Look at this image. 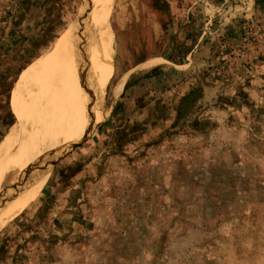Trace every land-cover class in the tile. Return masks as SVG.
Instances as JSON below:
<instances>
[{"label": "rangeland", "instance_id": "374dc122", "mask_svg": "<svg viewBox=\"0 0 264 264\" xmlns=\"http://www.w3.org/2000/svg\"><path fill=\"white\" fill-rule=\"evenodd\" d=\"M85 1L0 0V144L22 121L34 67L69 34ZM109 4L115 52L103 101L111 112L70 149L49 152L48 182L66 184L79 204L40 223L43 188L0 228V264H264V8L229 0L198 10L182 28L153 0ZM181 35L200 45L194 78L208 74L197 85L209 125L146 137L148 148L111 156L115 139L106 131L127 123L124 107L111 117L116 84L148 72L139 69L148 59L180 62L191 45ZM21 165L0 170L3 183Z\"/></svg>", "mask_w": 264, "mask_h": 264}, {"label": "bare ground", "instance_id": "6f19581e", "mask_svg": "<svg viewBox=\"0 0 264 264\" xmlns=\"http://www.w3.org/2000/svg\"><path fill=\"white\" fill-rule=\"evenodd\" d=\"M110 1L86 0L69 34L33 69L20 106L22 121L0 144V170L22 162L9 180L0 179V228L19 216L49 181L54 164L49 152L57 156L76 145L111 112L103 101L115 52ZM162 61L152 60L139 69H152ZM127 76L116 84V99Z\"/></svg>", "mask_w": 264, "mask_h": 264}, {"label": "crops", "instance_id": "0c3cea01", "mask_svg": "<svg viewBox=\"0 0 264 264\" xmlns=\"http://www.w3.org/2000/svg\"><path fill=\"white\" fill-rule=\"evenodd\" d=\"M154 3H159L160 8L167 13L168 22L171 26L189 27L192 25L191 19H194V14L198 10L205 12L209 7L218 3H227L229 0H153ZM258 3L259 8H264V0H249ZM198 14H201L200 12ZM180 37H183L182 35ZM183 39L186 44H191L187 47V51L182 54L181 61L177 62L175 58L165 56L162 59L165 66H155L141 76L132 77L124 87L122 94L115 102L112 116L121 112V109L126 108L127 123L125 127L111 128L107 130L108 136L114 140L111 150V156H125L128 150L134 149L136 146L151 145L150 141H144L146 137L160 138L170 131L174 136L187 135L191 132H200L206 130L210 121L200 111V98L194 99V94L198 95V83L207 81V75L201 71V75L205 77L199 80L194 78V60L195 54H198L200 45L194 47V35L178 38ZM203 37L197 40L196 43H201ZM173 46L175 42H172ZM198 49V50H197ZM148 59L142 65L150 62ZM198 65V64H197ZM200 76V75H198ZM200 95V94H199ZM126 104L125 105L123 104ZM134 109L133 114L130 111ZM103 133V131H102ZM61 172V171H60ZM59 172V173H60ZM51 181V180H50ZM40 206L38 207L37 221L43 220L49 223V220L54 222L60 216L61 207L72 205V197L69 196L66 184L60 180L48 182L42 190L40 196ZM51 205V206H50ZM45 207L46 212H43ZM48 208V209H47ZM68 218V216H67ZM71 219V217H69ZM54 224V223H53ZM43 226L48 233L52 234L56 231L51 226ZM40 229V228H39ZM53 229V230H52ZM45 230V232H46ZM50 244V243H49Z\"/></svg>", "mask_w": 264, "mask_h": 264}, {"label": "trees", "instance_id": "16d2710c", "mask_svg": "<svg viewBox=\"0 0 264 264\" xmlns=\"http://www.w3.org/2000/svg\"><path fill=\"white\" fill-rule=\"evenodd\" d=\"M199 91H200V90H197L196 92H197V93H200ZM197 97H201V96H200V95H195V94H194V99L197 98Z\"/></svg>", "mask_w": 264, "mask_h": 264}]
</instances>
